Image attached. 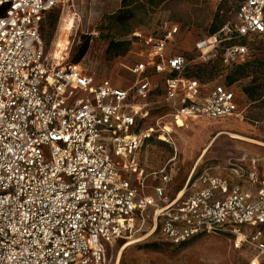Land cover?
Instances as JSON below:
<instances>
[{
	"label": "built area",
	"instance_id": "2783aa9c",
	"mask_svg": "<svg viewBox=\"0 0 264 264\" xmlns=\"http://www.w3.org/2000/svg\"><path fill=\"white\" fill-rule=\"evenodd\" d=\"M51 11L72 18L75 0H0V264H106L108 246L146 230L172 246L226 233L253 251L250 264L264 259V157L229 161L234 184L195 164L176 191L173 159L147 169L138 157L155 134L173 146L189 120L237 117L234 90L188 76L190 62L169 48L177 26L131 34L127 89L96 82L69 61L67 40L47 50L40 27ZM261 34L264 0H243L195 48L206 62L235 40L220 55L227 73L247 61L243 41Z\"/></svg>",
	"mask_w": 264,
	"mask_h": 264
},
{
	"label": "rangeland",
	"instance_id": "374dc122",
	"mask_svg": "<svg viewBox=\"0 0 264 264\" xmlns=\"http://www.w3.org/2000/svg\"><path fill=\"white\" fill-rule=\"evenodd\" d=\"M122 0H75L74 23L64 28L59 12L46 14L40 34L47 50L53 51L57 41L63 47L67 40L69 61L80 53L81 47L87 43V50L79 63L93 74L96 82L105 79L112 84L127 89L132 83V77L125 68L133 63V51L138 45L131 34L139 31L143 35L161 36L165 29L178 27L169 48L178 54H183L190 62V72L196 75L199 68L211 69V75H199L201 81L216 80L226 83V73L220 63V55L224 48L235 43L227 40L219 44L214 52L206 54V62L200 58L201 53L195 48L199 41L208 40V31L217 19L233 21L234 11L242 0H130L128 7L133 18L120 24L110 19L121 9ZM71 19V18H70ZM125 42L128 50L133 51L126 59L114 53L107 54L111 42ZM211 43V42H208ZM248 48V60L264 59V35H258L243 41ZM209 51V50H208ZM206 52V50H204ZM54 53H57L54 50ZM214 54L215 58L211 59ZM251 78L231 85L238 102L237 117L225 121L189 120L186 127L173 132L170 146L157 140V134L146 141L138 153V157L147 169H157L169 163L175 165L176 178L172 182L176 191L185 180L187 174L194 168L198 157L204 148V143L215 136L219 130L222 135L216 138L195 172L226 166L233 161L236 151H244L249 156L264 157V100L250 102L242 93V87L248 85ZM156 119L151 118L148 125L153 126ZM146 127V126H145ZM230 134H236L247 141L230 139ZM252 140V141H250ZM231 159V160H229ZM117 163L120 160L113 158ZM152 195V193H148ZM154 197V195H152ZM233 238L226 233L218 235H203L180 245L172 246L159 233L150 234L149 230L133 236H125L116 240L106 248V264H250L254 260L253 251L246 245L235 247ZM258 264H264L259 259Z\"/></svg>",
	"mask_w": 264,
	"mask_h": 264
},
{
	"label": "trees",
	"instance_id": "16d2710c",
	"mask_svg": "<svg viewBox=\"0 0 264 264\" xmlns=\"http://www.w3.org/2000/svg\"><path fill=\"white\" fill-rule=\"evenodd\" d=\"M241 2L239 3V5L241 4ZM130 4H131L130 0H122L120 11L112 15L110 19L120 24H124L130 21L133 18V13L131 9L128 8ZM239 5L235 9L234 13L237 11ZM225 24L226 21L219 20L217 17V19L214 21V23H212L208 31V36H213L216 33H218ZM86 50H87V43L85 42L80 49L79 55L74 59H72L71 63L78 64L80 59L85 54ZM106 52L107 54L113 52L114 55L116 56L121 55L124 57L128 52V46L125 42H121V41L111 42L108 45ZM198 70L199 72L196 75H193L192 72L189 71L188 76L196 78L199 81H201V79L199 78L200 74L202 76L206 75L207 78H209L211 75V69L199 68ZM246 78H251L249 84L242 87V93L247 98V100L253 103L264 100V59H257V58H254L253 60L247 59L246 62L231 67L226 73L225 84L226 86L231 88L232 84L241 82Z\"/></svg>",
	"mask_w": 264,
	"mask_h": 264
},
{
	"label": "crops",
	"instance_id": "0c3cea01",
	"mask_svg": "<svg viewBox=\"0 0 264 264\" xmlns=\"http://www.w3.org/2000/svg\"><path fill=\"white\" fill-rule=\"evenodd\" d=\"M216 122H219V121H216ZM221 133H224V132L221 131V130L217 131L215 133V136L214 137L210 138L208 141H206L203 144L204 145V148L202 149V151H201V153H200V155L198 157V160L196 162L197 165L202 161V159L205 157V155L207 154V152L211 148H213V146H214L213 144H214L216 138L220 137L222 135ZM219 134H221V135H219ZM235 141H237V140H235ZM250 141H252V140H250ZM235 155H236V157L235 158H232V159H234V161L243 160L242 164L245 165V166H247V161L248 160L253 159V158H259V157H255V156H249V153H247V152L245 153L244 151H242V152L241 151H236L235 152ZM229 160H231V159H229ZM227 164H226V166H227ZM226 166L219 168V171H216V170H218V168H216V167L213 168V169H210L209 168V173L211 175H215V176H219V177H222V178H226V179H228L230 181L231 184L240 182V181H238L235 178H232L230 176V174L226 171ZM174 178H176V174H175V177ZM173 181H174V179H173ZM241 183L244 184L243 182H241ZM243 186H244L245 189H247V186L246 185H243Z\"/></svg>",
	"mask_w": 264,
	"mask_h": 264
},
{
	"label": "bare ground",
	"instance_id": "6f19581e",
	"mask_svg": "<svg viewBox=\"0 0 264 264\" xmlns=\"http://www.w3.org/2000/svg\"><path fill=\"white\" fill-rule=\"evenodd\" d=\"M73 18H68V19H66V20H63V25L62 26H64V28H66L67 26H71L73 23H74V21L72 20ZM208 44H210V43H208ZM210 49V47H207L206 48V52L208 51ZM219 135H221V134H219ZM230 138L231 139H234V140H237V141H244V140H248V139H246V138H243V137H241V136H239V135H236V134H230Z\"/></svg>",
	"mask_w": 264,
	"mask_h": 264
}]
</instances>
